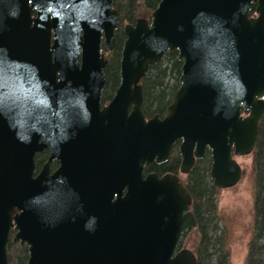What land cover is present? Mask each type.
<instances>
[{
  "label": "water",
  "instance_id": "95a60500",
  "mask_svg": "<svg viewBox=\"0 0 264 264\" xmlns=\"http://www.w3.org/2000/svg\"><path fill=\"white\" fill-rule=\"evenodd\" d=\"M113 4L0 0V264L12 229L25 264H198L180 246L198 224L188 186L145 167L180 142L187 173L209 149L214 186L229 188L243 176L237 156L256 148L264 0H160L124 25L121 82L103 103ZM168 50L183 60L179 88L165 115L147 117L141 79Z\"/></svg>",
  "mask_w": 264,
  "mask_h": 264
},
{
  "label": "trees",
  "instance_id": "16d2710c",
  "mask_svg": "<svg viewBox=\"0 0 264 264\" xmlns=\"http://www.w3.org/2000/svg\"><path fill=\"white\" fill-rule=\"evenodd\" d=\"M159 2L160 0H114V5L119 9L120 22L115 48L109 55V63L105 68L106 82L102 93L103 103L108 102L114 96L121 82V57L125 40L124 24L134 22L139 17H147ZM182 65L183 60L179 58L178 51L168 50L160 60L149 66L147 73L141 79L144 92L143 109L147 117L156 114L163 115L167 111L179 88ZM48 152L45 149L37 153L38 169L44 163ZM254 155L256 169L255 222L248 264H264V118L261 122ZM180 161L181 157L176 144L166 162L148 164L146 171L156 169L159 172H177ZM211 165V151L208 149L206 154L197 160L190 175L187 178H182L192 194L193 203L190 208L198 219L195 228L199 233L200 240L194 251L197 254L198 264H230V252L226 245L225 234L221 228L217 210V188L211 177ZM190 230L183 234L180 246H184V239ZM13 249L16 251L13 252ZM28 258V245L21 246L10 242V264H25Z\"/></svg>",
  "mask_w": 264,
  "mask_h": 264
},
{
  "label": "rangeland",
  "instance_id": "374dc122",
  "mask_svg": "<svg viewBox=\"0 0 264 264\" xmlns=\"http://www.w3.org/2000/svg\"><path fill=\"white\" fill-rule=\"evenodd\" d=\"M151 12L148 16H150ZM109 56V52H106ZM243 167L238 184L229 188H217L218 213L230 252V264H248L250 243L255 222L256 169L254 152L237 156ZM200 236L196 228L184 239V247L196 249ZM16 249H13L15 252Z\"/></svg>",
  "mask_w": 264,
  "mask_h": 264
},
{
  "label": "flooded vegetation",
  "instance_id": "af4514ba",
  "mask_svg": "<svg viewBox=\"0 0 264 264\" xmlns=\"http://www.w3.org/2000/svg\"><path fill=\"white\" fill-rule=\"evenodd\" d=\"M114 5V4H113ZM114 7H116L115 5H114ZM148 17H150V16H148ZM129 23V22H128ZM131 23H135V21L134 22H131ZM125 25V24H124ZM123 28H124V26H123ZM115 48V47H114ZM102 50L106 53V52H109V55L114 51V49L113 50H109L107 47H106V45H105V43H104V38H103V42H102ZM106 55H107V53H106ZM108 56V55H107ZM109 57V56H108ZM107 103V102H106ZM168 109V108H167ZM167 112V111H166ZM166 112L163 114V115H165L166 114ZM163 115H161V116H163ZM179 143L180 142H177V143H175L174 145H176L177 144V148H178V150H179ZM47 150V151H49L48 152V154H47V157H46V159H45V161H44V163L39 167V169L38 170H36V172L38 173L40 170H41V168L43 167V165L48 161V159H49V157H50V154H51V148H44L43 150ZM42 150V151H43ZM42 151H39V152H42ZM208 151V149L206 150V152ZM38 152V153H39ZM206 152H205V154H206ZM37 155V154H36ZM170 157V156H169ZM198 159H200V158H197V160ZM197 160H196V162H197ZM166 162V161H165ZM156 163H158V162H156ZM163 163V162H162ZM196 164V163H195ZM59 165H60V163H59V161L58 160H53L52 161V163H51V171L53 172V171H55L58 167H59ZM195 166V165H194ZM194 166L191 168V170L189 171V172H187V173H184V172H182L181 171V161H180V165H179V169H178V171L177 172H173V171H164V172H159L158 170H156V169H152L151 171H146V167H145V174L146 173H149V172H157V173H159L160 175H163V174H166V173H169V172H173V173H176V174H178L181 178H187V176L188 175H190V173H191V171L193 170V168H194ZM183 180V179H182ZM14 235H15V231L12 229L11 230V233H10V241H9V244H10V242H13V243H15V244H19V245H21V246H23V245H27L26 243L25 244H21V242L20 241H17V242H14V240H13V237H14ZM183 237V236H182Z\"/></svg>",
  "mask_w": 264,
  "mask_h": 264
}]
</instances>
